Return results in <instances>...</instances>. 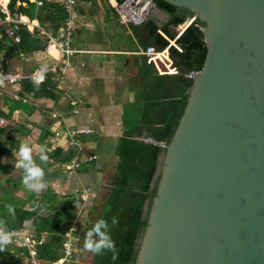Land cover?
Returning a JSON list of instances; mask_svg holds the SVG:
<instances>
[{
    "label": "water",
    "instance_id": "1",
    "mask_svg": "<svg viewBox=\"0 0 264 264\" xmlns=\"http://www.w3.org/2000/svg\"><path fill=\"white\" fill-rule=\"evenodd\" d=\"M162 1L204 23L206 56L134 264H264V0Z\"/></svg>",
    "mask_w": 264,
    "mask_h": 264
},
{
    "label": "trees",
    "instance_id": "2",
    "mask_svg": "<svg viewBox=\"0 0 264 264\" xmlns=\"http://www.w3.org/2000/svg\"><path fill=\"white\" fill-rule=\"evenodd\" d=\"M124 1L114 0L116 4ZM36 2H41V5L37 6ZM78 2L94 3L93 0ZM151 2L154 9L167 15L166 22L159 26L148 16L140 25H127L126 28L143 50L149 46L156 52L167 49L171 67L176 70V74L158 75L152 64L146 65V70L139 71V88L135 95L139 105L136 125L116 145L114 172L102 204L95 211L94 217L90 218L91 211L86 213L89 216L88 222L83 227H77L74 234L76 250H85L84 238L95 221L103 218L110 223L111 218L116 216L119 223L111 228L110 235L117 251L115 254L111 251L93 254L85 250L87 257L81 255L79 264L135 263L138 241L147 226L150 206L158 187L160 171L157 168L162 165L164 153L161 145L169 144L182 116L192 85L190 75L199 72L205 61L206 45L201 30L204 23L196 18L179 33L176 28L193 15L186 9L177 8L162 0ZM6 9L12 18L22 16L35 20L42 30L50 32H55L67 19L63 2L55 0H8ZM105 9L117 18L110 5L107 4ZM3 18L4 15L0 12V20ZM8 26L10 25L0 24V74L10 73L5 55L30 54L43 51L44 46V38L39 31L34 29L29 32L24 26L18 27L19 43H13L5 34ZM142 59L145 62L147 58L143 56ZM165 67L169 68L168 65ZM19 86L20 96L31 94L34 98H54L51 75H47L38 88L28 80L21 81ZM0 118L8 116L0 112ZM21 133L19 130L7 131L6 127H0V220L5 222L8 230L20 229L23 224L28 223L37 239L44 236V243L36 247V260L40 264H49L61 258V243L64 233L75 219L79 196L74 192L62 196L50 187L38 194L23 186L22 173L12 176L9 164L3 162L2 158L12 151L11 144L14 142H10L11 139L8 141V137ZM45 138L46 136L40 138V146H45ZM47 155V161L58 166L68 165L77 157L74 148L66 151L47 150ZM90 164L78 165L76 173L90 174L95 163ZM43 166H46L45 163ZM17 192H22L23 195H17ZM95 204L96 199H93L91 210ZM8 205L14 211L10 212ZM25 258L24 251L10 245L0 252V264H27Z\"/></svg>",
    "mask_w": 264,
    "mask_h": 264
},
{
    "label": "crops",
    "instance_id": "3",
    "mask_svg": "<svg viewBox=\"0 0 264 264\" xmlns=\"http://www.w3.org/2000/svg\"><path fill=\"white\" fill-rule=\"evenodd\" d=\"M93 1V4L83 2L82 5H75L71 15L73 26L71 45L76 50L71 58V68L56 73L47 72L44 75V79L51 75L54 98H34L31 94L20 96L19 84L18 94L25 102L13 100V90L10 88L0 94V112L8 116L4 119L6 130L22 132L11 135L13 138L8 137V141L11 139L10 142L14 144H11V153L5 155L2 161L9 164L13 173L16 168L14 150L18 151L21 143H28L33 148V160L44 171V179H49L50 176L54 181L53 187L60 192H67L66 189L72 185L75 186L71 193L77 189H91L83 182L88 183L90 180L95 185L96 178L100 177L102 181L107 172L113 174L114 169L112 172L110 169L116 162V145L137 122L135 116L139 105L136 103L135 95L139 88L138 73L146 70V65H149L147 59L143 61V49L136 44L126 26L119 25L117 18L106 11L107 3L112 7L114 0ZM0 3L7 4L8 0H0ZM149 16L159 26L167 20L166 16L156 9ZM20 18L30 25L29 29L27 28L29 32H32L31 28L39 27L35 20L22 16ZM12 56L5 55L4 58H7L10 73L23 77L41 69L48 71L54 62L53 57L43 51ZM165 69L171 73L170 68ZM73 110L77 113L73 114ZM85 129L92 132L79 135L75 139L77 145L74 146L70 133ZM43 136H46L43 143L47 150L66 151L74 148L77 157L73 160L78 165H89L94 162L93 172L88 175L77 174V167L71 169L69 164L58 166L49 161L43 162L46 165L43 166L39 150V140ZM82 160L83 162H79ZM63 168L67 172L63 173L61 171ZM16 169L21 175L22 170ZM92 188L96 189L95 186ZM101 190L106 192L104 187L99 186L93 191L99 193Z\"/></svg>",
    "mask_w": 264,
    "mask_h": 264
},
{
    "label": "built area",
    "instance_id": "4",
    "mask_svg": "<svg viewBox=\"0 0 264 264\" xmlns=\"http://www.w3.org/2000/svg\"><path fill=\"white\" fill-rule=\"evenodd\" d=\"M6 5L7 4L3 5L0 3V12L4 15L3 20H0V24L10 25L5 29V34L13 41V43L18 44L20 41V38L17 35L18 27L24 26L26 29H29L30 25L27 22H23L20 17L12 18L8 14ZM36 5L40 6L41 2H36ZM75 5V0H63V8L65 13L67 14V19L55 32L48 33L39 27L36 28L39 31L40 35H42L45 39L43 52L53 57L54 62L50 69L48 71H36L27 77L11 73L0 74L4 77L3 86H0V94L3 93L6 89L10 88L13 90V100L17 102H25V100L18 94V84L20 83V81L28 79L35 83L40 79L41 76L44 77L47 72L56 73L57 71H64L65 69L71 68V58L76 53V50L71 45L73 35L71 15L74 11ZM112 8H114L115 10L117 23L119 25L138 26L143 23L149 16V12L153 8V4L151 0H125L121 4L114 3ZM190 23L191 22L187 21L184 22L181 29L179 30V33ZM33 30L34 28H31V31ZM142 54L147 58V63L152 64L158 75L176 74V70L171 67L167 49L161 52H156L153 47L149 46L142 51ZM165 63L170 68L171 73H168V70L165 69ZM72 113L76 114L77 112L76 110H73ZM5 125V120L3 118H0V127H4ZM91 132L92 131L90 129L71 132L70 138L73 141V145H77V141L75 139L79 135L90 134ZM69 166L72 169L76 168L78 164L75 160H72ZM74 193L78 194L79 196V210L71 226L64 233V239L60 247L61 258L49 264H79L80 262L77 255V250L75 248L76 239L74 236L77 230V220L80 218L78 213L82 208H84L93 199H95L96 193L90 188H83L81 190L77 189L74 191ZM73 228H75V232H69ZM9 231L13 233V243L10 246L14 249H20L26 253L25 259L27 264H40L36 260V247L44 243V236H41L39 239H37L32 229L26 224H23L20 229H11Z\"/></svg>",
    "mask_w": 264,
    "mask_h": 264
},
{
    "label": "clouds",
    "instance_id": "5",
    "mask_svg": "<svg viewBox=\"0 0 264 264\" xmlns=\"http://www.w3.org/2000/svg\"><path fill=\"white\" fill-rule=\"evenodd\" d=\"M45 71V69H41ZM44 77L41 76L38 81L35 82V86L38 88L39 84L43 82ZM4 77L0 75V86H3ZM40 160L46 162L48 160L47 149L45 146H39ZM33 148L26 142L19 145L18 151L14 150V156L16 158L15 167L22 170V184L29 191L41 192L47 189L48 184L44 180L43 169L36 164L32 158ZM10 212L14 211L11 205H8ZM119 220L116 216L111 218L109 223L106 219H99L95 221L93 226L86 233L84 238V249L92 252L93 254H102L105 251H111L116 253L115 241L110 235L112 227L118 225ZM69 232H75V228ZM13 243V233L6 228L5 222L0 220V252L6 250V248Z\"/></svg>",
    "mask_w": 264,
    "mask_h": 264
},
{
    "label": "rangeland",
    "instance_id": "6",
    "mask_svg": "<svg viewBox=\"0 0 264 264\" xmlns=\"http://www.w3.org/2000/svg\"><path fill=\"white\" fill-rule=\"evenodd\" d=\"M57 1H61V0H57ZM79 5H82L83 4V2H78V0L76 1ZM100 2H101V0H100ZM82 3V4H81ZM108 4V3H107ZM109 5V4H108ZM154 11V8H152L151 10H150V12H149V15H151L152 14V12ZM181 27H182V25L181 26H179V27H177L176 28V31H179L180 29H181ZM167 72V71H166ZM135 117H137V115L135 116ZM5 127V126H4ZM108 165H110V163L108 162L107 163ZM16 170V171H15ZM111 172L113 171V167H111ZM61 171L64 173V172H67L66 170H65V168H63V169H61ZM19 176V173H18V171H17V169L15 168L14 169V171H13V174H12V176ZM111 173H110V171L109 172H107L106 173V177H105V179H103L102 181H100V177H98V178H96L97 179V182H95V185L93 184V183H91V181L89 180L88 181V183H85V182H83V184L84 185H87V186H89V187H91V190H97V188H98V186L99 187H104L105 188V190L108 188V184H109V181H110V177H111ZM13 176V177H14ZM49 176V175H48ZM49 179H44L46 182H47V184H48V187H50V188H52L57 194H59V195H62V196H64V195H68V194H71V191H72V188H73V186H75V185H72V186H70V187H68V189H66V191L67 192H60L56 187H53L54 186V184L52 183V182H54V181H52L51 180V178H50V176L48 177ZM53 179V178H52ZM49 180H51V181H49ZM82 183V182H81ZM80 183V184H81ZM82 184V185H83ZM92 186H95L96 187V189L95 188H92ZM47 187V188H48ZM34 192H36V191H34ZM38 194H40V193H42V191L41 192H37ZM97 194H96V197H95V199H96V204H95V206L93 207V210H91L92 208V201L88 204V205H86L84 208H82L81 209V211H79V213H78V215H79V219L77 220L78 222H77V227H79V226H81V227H83V225L86 223V222H88V219H89V216H86V213H88L89 211H91V213L92 214H90V218H92V217H94L95 216V211L97 210V209H99V207H100V205L102 204V202H103V200H104V196H105V194H106V192L105 191H103V190H101V191H99V193L98 192H96ZM17 195H23L22 194V192H17ZM78 210H79V208H78ZM78 212V211H77ZM77 214V213H76ZM76 216V215H75ZM26 225H28L29 226V224L28 223H25ZM77 255H78V257H79V260H80V256L81 255H83L84 257H87V253H86V251L85 250H83V248H80L79 249V251H77ZM22 263H25L24 262V260H20Z\"/></svg>",
    "mask_w": 264,
    "mask_h": 264
},
{
    "label": "bare ground",
    "instance_id": "7",
    "mask_svg": "<svg viewBox=\"0 0 264 264\" xmlns=\"http://www.w3.org/2000/svg\"><path fill=\"white\" fill-rule=\"evenodd\" d=\"M27 21V20H26Z\"/></svg>",
    "mask_w": 264,
    "mask_h": 264
}]
</instances>
